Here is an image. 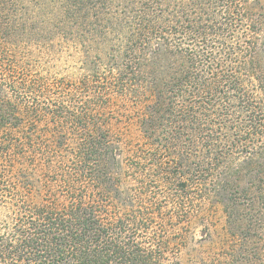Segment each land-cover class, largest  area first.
Masks as SVG:
<instances>
[{"label":"trees","instance_id":"trees-1","mask_svg":"<svg viewBox=\"0 0 264 264\" xmlns=\"http://www.w3.org/2000/svg\"><path fill=\"white\" fill-rule=\"evenodd\" d=\"M195 223L264 264V0H0V264H182Z\"/></svg>","mask_w":264,"mask_h":264},{"label":"rangeland","instance_id":"rangeland-1","mask_svg":"<svg viewBox=\"0 0 264 264\" xmlns=\"http://www.w3.org/2000/svg\"><path fill=\"white\" fill-rule=\"evenodd\" d=\"M80 63L76 62H70V63H60L57 66H53L50 70L42 73V71H38L37 67H34L35 69L29 70L30 73L28 76V79L35 81L38 80L40 74H43V76L52 84L51 81L54 80V78H67V79H73L77 80V78L82 77L83 75V69L80 67ZM38 71V72H37ZM200 213L206 214L208 216V220H212L213 224L212 226L219 227V230L222 229L223 226H227L228 223V216L226 215V212L224 211V207L222 203L220 202H205L201 209L199 210ZM196 228H193L192 236H194L193 240H190V243L188 247H184V249L181 250L180 259L182 260V264H195V261L199 254H201V244L198 241L199 238L202 237L201 232V223H195L194 224ZM216 232H214V235L216 236ZM196 249H198L196 251Z\"/></svg>","mask_w":264,"mask_h":264}]
</instances>
